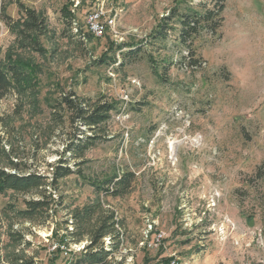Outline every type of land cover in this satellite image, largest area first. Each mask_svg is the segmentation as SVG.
Returning <instances> with one entry per match:
<instances>
[{
	"label": "rangeland",
	"instance_id": "374dc122",
	"mask_svg": "<svg viewBox=\"0 0 264 264\" xmlns=\"http://www.w3.org/2000/svg\"><path fill=\"white\" fill-rule=\"evenodd\" d=\"M18 3L46 30L40 52L20 48L0 0V59L38 70L35 86L0 100V167L13 173L9 156L19 174L51 177L49 165L81 127L52 121L50 105L62 95L115 110L81 158L66 154L74 173L52 192L50 217L18 219L8 209L36 195L0 192V264L73 263L89 242L70 241L74 227L64 221L96 202L120 222L115 240L103 239L108 250L118 242L107 264H264V0H13L5 5L13 19ZM219 7L189 45L179 40V18L165 20ZM93 9L102 12V38L86 23ZM163 26L165 39L155 40ZM127 172L134 180L123 196L96 188ZM148 230L161 243L139 247Z\"/></svg>",
	"mask_w": 264,
	"mask_h": 264
},
{
	"label": "trees",
	"instance_id": "16d2710c",
	"mask_svg": "<svg viewBox=\"0 0 264 264\" xmlns=\"http://www.w3.org/2000/svg\"><path fill=\"white\" fill-rule=\"evenodd\" d=\"M12 2L13 0H1V19L8 30L13 31L16 38L19 39L16 43L20 48L40 52L39 37L46 30L45 20L36 14L34 10L26 8L21 3H18L20 16L17 19H13L5 13V5ZM221 10L222 7H219L215 14L212 11H206L203 16H198L195 12L181 16L177 13H172L165 20L179 18L178 23L181 27L179 40L182 44L189 45L190 42L187 44V41H190L197 34L200 27L199 24L212 22L213 17L219 15ZM166 29L170 28L168 26L158 28L155 31V40L165 39ZM190 53L193 55L194 52ZM131 54L132 52H127L123 57L129 58ZM190 63V66L197 64L194 59ZM37 71L36 66L23 63L18 58L6 62H2L0 59V100L11 91H16L15 93L20 94L27 87L35 86L31 75L37 73ZM50 108L54 123L58 122L60 125H64L65 121L69 125L75 124L77 126L78 124L81 126L76 128L79 136L69 139L65 143L64 151L59 155L58 161L49 165L52 168L51 177L34 172L19 174L16 172V169H20L19 165L9 160V156L4 157V159L7 160L6 166H9L13 173L0 167V192L10 190L21 195H29L31 193L36 195V199L23 200V209L16 210L11 207L8 209L18 219L32 224H40L44 219L50 217L49 212L53 203L52 192L57 190L59 180L74 173L67 166L66 154H69L72 158H81L84 151L93 145L92 139L98 137L95 134L96 130L109 120L111 113L115 110V105L112 102L102 100L90 103L88 100H79L76 94L70 93L55 99ZM59 113H62L60 115L64 116L65 120L58 118L60 117L58 116ZM87 133L93 136L87 135ZM80 136L85 137V142L82 141ZM259 175L261 176V174ZM133 180L134 174L127 172L123 176H114L111 180H105V188L101 184L96 185V188L102 190L106 196L121 197L129 190ZM72 219L64 221L65 225L73 224L74 227L72 230H66L68 239L77 244L87 238L89 243L83 247L84 250L82 252L74 254L77 258L71 264H107L108 258L118 250V242H113L109 250L103 246L104 238L109 237L114 241L119 234L117 227L120 222L115 220L114 214L104 211L101 204L96 202L74 211ZM19 240L22 241V236H19ZM21 264H32V262L24 261Z\"/></svg>",
	"mask_w": 264,
	"mask_h": 264
},
{
	"label": "built area",
	"instance_id": "2783aa9c",
	"mask_svg": "<svg viewBox=\"0 0 264 264\" xmlns=\"http://www.w3.org/2000/svg\"><path fill=\"white\" fill-rule=\"evenodd\" d=\"M99 9V8H98ZM90 10L86 15V23L88 25V28L90 32L96 37V38H102L105 25L101 23V16L102 12L100 10ZM150 231H146L144 235V239H142L139 242V247L141 246H148V247H156L161 243V240L163 239V235L161 233H153L151 240H148ZM76 246V245H74ZM169 264H177L176 262H171Z\"/></svg>",
	"mask_w": 264,
	"mask_h": 264
},
{
	"label": "bare ground",
	"instance_id": "6f19581e",
	"mask_svg": "<svg viewBox=\"0 0 264 264\" xmlns=\"http://www.w3.org/2000/svg\"><path fill=\"white\" fill-rule=\"evenodd\" d=\"M178 142H170L169 143V151L172 156H175V151L177 148Z\"/></svg>",
	"mask_w": 264,
	"mask_h": 264
}]
</instances>
